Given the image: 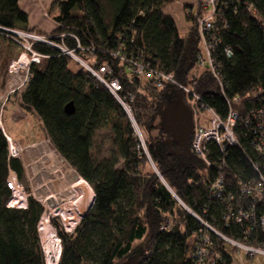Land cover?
<instances>
[{"label":"trees","instance_id":"obj_1","mask_svg":"<svg viewBox=\"0 0 264 264\" xmlns=\"http://www.w3.org/2000/svg\"><path fill=\"white\" fill-rule=\"evenodd\" d=\"M18 1L0 0V27L36 32L50 42L32 44L33 50L46 57L31 64L20 103L40 119L53 145L94 192L93 204L72 233L63 231L57 219L52 220L57 236L45 230L47 244L60 252L57 264H120L127 260L133 264H198L193 254L204 233L199 219L224 236L264 245V231L250 225L253 228L246 232L247 222H227L225 203L209 190L214 178L222 175L227 190L233 192L237 178L245 181L256 176L252 161L264 176V161L252 147L257 132L264 131V0H227L218 5L211 55L222 88L208 69L195 64L201 50L194 26L199 4L194 12L193 5L185 6L190 25L187 35L181 36L174 18L164 10L177 0H53L56 26L49 32L29 27L28 13ZM248 4L256 13L247 12ZM226 47L230 57L224 53ZM59 48L84 62L108 64L112 75L129 91L139 81L130 79L127 64L113 51L172 73L220 116L229 107L237 112V144L221 153L215 143H208L207 158L212 165L207 166L191 149L169 142L170 134L160 127L166 137L155 142L150 132L147 152L161 181L145 169L146 159L137 149L134 131L118 101ZM177 96L186 104L191 97L172 84L156 87L146 83L133 103L139 125L151 131L163 107ZM68 104L71 110L66 109ZM100 128L111 132L118 158H100L93 152L95 132ZM222 160L224 165L219 167ZM8 168L28 190L20 160L7 158L0 129V264H45L37 232L42 207L32 197L25 209L6 206ZM44 224L43 219L40 226ZM163 226L167 228L161 229ZM208 233L206 256L200 264H234V248Z\"/></svg>","mask_w":264,"mask_h":264},{"label":"built area","instance_id":"obj_2","mask_svg":"<svg viewBox=\"0 0 264 264\" xmlns=\"http://www.w3.org/2000/svg\"><path fill=\"white\" fill-rule=\"evenodd\" d=\"M226 1L197 0L201 15L196 16L195 19L196 30L202 43L201 50L195 56V64L198 67H206L217 79L220 88L223 87V83L218 78L216 61L211 53L216 42L215 32L218 30L214 24L216 11L218 5L224 4ZM246 10L250 14L256 13L255 8L250 4L247 5ZM0 33L16 42L22 48L18 57L9 63L5 86L0 88V129L6 139L7 158L20 160L24 170L25 181L29 186V189L26 190L15 171L8 168L6 185L10 190V196L6 202V206L25 209L27 207L28 197H32L41 205L42 212L37 223V232L43 250L39 232L41 219H45L47 224L55 230L56 234L57 227L53 223V219L59 221L63 231L72 233L84 214L81 198L79 197V190L74 183L78 181L87 183V181L66 162L48 136L42 141H35L31 144L23 145L4 131L1 124L3 108L13 96H17L20 102L21 92L29 79V68L31 64L37 63L46 57L44 54L33 50L32 44L34 42H50L47 36L30 33L22 29L0 27ZM59 49L63 53L74 57L71 51L64 48ZM224 53L226 57H230L232 54L231 50L227 47L224 48ZM112 54L119 56L123 63L127 64L126 70L128 71L130 79H138L139 84L135 87L134 91H129L122 86L120 80L112 75V69L108 64L97 65L92 60L84 62L76 59V61L89 74L96 78L118 101L134 131L139 153L146 151V136L143 135L142 128L136 120L133 103L135 95L143 91V79L148 82L150 81L156 87H162L165 84L176 85L182 91L190 94L191 97L189 98L187 106L193 113L194 125L189 146L194 153L201 157L205 165H212V162L207 158L209 152L208 143H215L221 153H225L226 147L237 144L234 127L238 119V114L233 109L229 107L225 116L222 117L214 109L207 106L197 94L178 83L172 73L152 68L149 62H138L132 56H120L118 51H113ZM202 113L205 116L202 117L200 115ZM258 127L261 129V126ZM252 147L259 158L264 161V131L259 130L257 132L252 140ZM223 165L224 161L222 160L219 167ZM251 168L256 173V176L248 178L245 181L237 178L233 192L227 190L228 183L222 175L214 178L209 185V190L211 196L225 203L224 217L227 222H247L246 232H249L253 227L257 226L264 231V176L260 173L257 162L252 161ZM199 222L204 228V233L198 238L193 254L198 264L206 256L205 245L210 238L208 232L214 233L220 239L230 244L234 248L235 254L240 253L248 259H252L258 255H264V245H256L224 236L206 221L199 219ZM250 225L253 227H250ZM166 228L167 226L161 227V229Z\"/></svg>","mask_w":264,"mask_h":264},{"label":"rangeland","instance_id":"obj_3","mask_svg":"<svg viewBox=\"0 0 264 264\" xmlns=\"http://www.w3.org/2000/svg\"><path fill=\"white\" fill-rule=\"evenodd\" d=\"M185 3L193 5L192 12L195 11V5L198 4L197 0H178L168 5L167 8L165 9L166 12L169 13L174 18L181 36L187 35L188 28L190 25V23L185 19V15L182 10L183 5ZM46 13L49 17L53 18L52 16L53 14L49 12H46ZM200 15H201V12L196 16H200ZM194 26L196 30L195 23H194ZM30 33H36V32H30ZM39 35H42V34H39ZM200 44L202 46L201 42ZM21 50L22 48L16 42L10 40L7 36L0 33V88L5 86L7 75H8L7 68H8L9 63L18 57ZM73 58L75 60L78 59L75 56ZM196 66L198 67V65ZM198 68H206V67H198ZM143 80H144L143 84L145 85L148 81L145 79ZM200 115L202 117L205 116L204 113ZM25 116L27 118H25ZM1 120H2V125L5 131L7 132V134L17 141L20 140L23 143V145H28L35 141H42L47 137V135L45 136L43 134V131L41 130V125L38 121L37 116L33 112H31L29 109H25L24 106L19 102V98L17 96L11 97L10 100L6 103L2 111ZM161 125H162V118L160 116L157 119L155 127L151 131H147L142 125H140V127L142 128L143 135L146 136V142H145L146 151L142 152L144 154V157L147 163V165H145V169L156 173L159 179L163 181V178L158 174L157 169L153 165V162L151 161L148 155V152H147V146L151 138L150 132H151V135L153 136V138L151 139L155 142H157L160 138L166 137L165 133L162 132L160 129ZM112 138H113L112 134L108 129L100 128L96 130L95 137L93 139V152H95V154L98 155L100 158H107L110 156H116L118 158L119 152L116 149V147H114V145L112 144ZM74 184L76 188L79 190V195L82 194V190L80 189V187L84 186L85 184H81L78 182H75ZM86 185H89V184H86ZM90 189H91V193H93L91 187ZM87 195H90L89 190H87L85 194V198L87 197ZM42 220L43 218L41 219V221ZM44 222L45 224L42 227L44 228L42 229V232H43L42 236L44 237L43 240L45 241L46 240L45 235L47 233V231H45L47 229V226H46L47 222L45 221V219H44ZM43 253H44L46 264H56L58 255H59L56 246H54L53 244H49L48 246L45 245V247L43 248ZM260 256H263V255H258L252 259H248L244 255L238 256V257L235 255L233 256L235 259L234 264H238V263L243 264V262L244 264H264V257H260Z\"/></svg>","mask_w":264,"mask_h":264},{"label":"water","instance_id":"obj_4","mask_svg":"<svg viewBox=\"0 0 264 264\" xmlns=\"http://www.w3.org/2000/svg\"><path fill=\"white\" fill-rule=\"evenodd\" d=\"M67 110H71V104L66 106ZM162 129L170 134L169 142H174L189 151L190 137L193 132V114L184 100L177 96L171 98L163 107L161 114ZM94 201V196L92 204ZM91 204V205H92ZM84 215V214H83ZM82 215V216H83ZM120 264H133L132 261L127 260Z\"/></svg>","mask_w":264,"mask_h":264},{"label":"crops","instance_id":"obj_5","mask_svg":"<svg viewBox=\"0 0 264 264\" xmlns=\"http://www.w3.org/2000/svg\"><path fill=\"white\" fill-rule=\"evenodd\" d=\"M52 1L53 0H19L18 1L19 6L28 13V25H29V27H36L37 29L45 31V32H49L53 28H55V26H56L55 21L53 20L52 17H49L46 13V12H49V13L53 14L52 16H54L57 13V8L55 6L51 7ZM187 5L190 6V4H187V3H185L183 5V9H182L183 13H184V9H186L185 6H187ZM166 8H167V6L165 7V9ZM165 12H166V10H165ZM25 118H27V117L25 116ZM38 121L41 125V130L43 131V134L46 136L45 130H44L42 123H41L39 118H38ZM1 124H2V120H1ZM2 127H3V125H2ZM3 129H4V127H3ZM4 131H5V129H4ZM20 143L23 144L21 141H20ZM235 255L237 257L242 256V254H235ZM260 257H264V255L260 256ZM243 264H244V262H243Z\"/></svg>","mask_w":264,"mask_h":264},{"label":"bare ground","instance_id":"obj_6","mask_svg":"<svg viewBox=\"0 0 264 264\" xmlns=\"http://www.w3.org/2000/svg\"><path fill=\"white\" fill-rule=\"evenodd\" d=\"M193 114V113H192ZM78 183H81V184H85L84 186H81L80 187V189L82 190V194H80V198H81V205H82V210H83V212H86L87 211V209L91 206V204H92V200H93V196H94V192L93 193H91V189H90V187H89V185H86V184H88V183H86V182H80V181H78ZM80 186V185H79ZM86 187V188H85ZM86 189V190H85ZM87 190H89V192H90V195H87V197L85 198V194H86V192H87ZM43 221V220H42ZM42 221H40V224H39V232H40V236L42 237L41 238V241H42V244H43V248L45 247V245L47 244L46 243V240L44 241L43 240V236H42V227L40 226L41 225V222ZM46 226H47V229L49 230H51L52 231V233L54 234V235H56L57 236V234L55 233V230L52 228V227H50L48 224H46ZM46 229V230H47ZM50 244V243H49Z\"/></svg>","mask_w":264,"mask_h":264},{"label":"clouds","instance_id":"obj_7","mask_svg":"<svg viewBox=\"0 0 264 264\" xmlns=\"http://www.w3.org/2000/svg\"><path fill=\"white\" fill-rule=\"evenodd\" d=\"M59 259V258H58ZM58 262V261H57Z\"/></svg>","mask_w":264,"mask_h":264}]
</instances>
